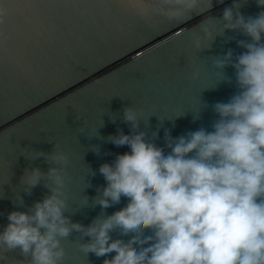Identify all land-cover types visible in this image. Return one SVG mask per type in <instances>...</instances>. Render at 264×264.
Instances as JSON below:
<instances>
[{"label": "water", "instance_id": "water-1", "mask_svg": "<svg viewBox=\"0 0 264 264\" xmlns=\"http://www.w3.org/2000/svg\"><path fill=\"white\" fill-rule=\"evenodd\" d=\"M237 3L245 18L264 12L257 0ZM232 4L201 0L200 14L146 22L121 0H0L5 10L0 24V231L10 212L27 211L50 194L43 182L26 194L20 178L25 168L47 172L49 165L35 155L51 152L53 144L70 155L65 215L72 222L87 227L100 214L126 207L123 196L107 209L93 200L107 186L100 165L131 151L107 140L118 130L131 134L125 107L137 112L140 125L133 131H145L165 154L171 151L165 129L173 139L202 127L212 131L219 118L213 105L228 102L238 91L234 68L226 67L221 75L213 61L229 49L234 56L243 53L237 41L250 39L239 30L218 35L223 9ZM205 30L218 35L212 44ZM197 39L204 50L195 48ZM193 72H198L195 78ZM228 77L231 83L221 82ZM20 196L23 207H18ZM132 235L110 233L112 240L124 242ZM151 235L146 229L144 237ZM90 239L73 232L62 241L65 264H103L115 256L82 252L80 243ZM5 255L7 264H28L18 249Z\"/></svg>", "mask_w": 264, "mask_h": 264}, {"label": "clouds", "instance_id": "clouds-1", "mask_svg": "<svg viewBox=\"0 0 264 264\" xmlns=\"http://www.w3.org/2000/svg\"><path fill=\"white\" fill-rule=\"evenodd\" d=\"M121 3L146 22L180 21L200 14L201 0ZM257 5L264 7V0H257ZM239 8L233 0L231 7L223 9L224 27L218 35L239 30L250 39L237 41L243 53L234 56L229 49L213 61L221 75L226 67L234 68L238 88L228 102L213 105L219 117L212 123L213 130L202 127L173 139L165 129L166 147L171 150L165 154L154 139L146 138L145 131H133L140 125L137 112L125 107L123 119L130 123L131 134L118 130L107 140L131 151L100 165L107 186L93 200L102 209L118 204L122 196L129 202L111 215L100 214L87 227L65 215L69 153L59 144H53L51 152L37 151L35 158L44 159L47 172L25 168L20 183L30 195L43 182L50 194L27 211L8 214V223L0 231V261L7 264L5 253L18 249L28 264H65L62 241L76 232L91 238L79 245L85 254L102 257L115 252L103 264H264V12L245 18ZM4 18L0 7V24ZM204 34L211 44L218 36L207 30ZM194 44L204 50L199 39ZM197 75L193 72V78ZM221 82L232 81L228 77ZM153 135L157 137L156 132ZM91 173L95 175L92 169ZM19 199L18 207H23V198ZM146 229L153 235L144 237ZM114 230L134 235L127 242L112 240Z\"/></svg>", "mask_w": 264, "mask_h": 264}]
</instances>
